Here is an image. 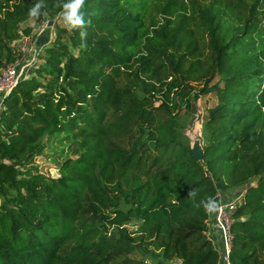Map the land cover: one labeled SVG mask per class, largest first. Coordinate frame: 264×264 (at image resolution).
<instances>
[{
    "label": "trees",
    "instance_id": "16d2710c",
    "mask_svg": "<svg viewBox=\"0 0 264 264\" xmlns=\"http://www.w3.org/2000/svg\"><path fill=\"white\" fill-rule=\"evenodd\" d=\"M25 1L0 0V68L15 60ZM42 2L40 18L62 19L66 0ZM84 10L87 48L58 27L3 100L0 264H218L202 202L235 189L231 263L264 264V0H85ZM194 73L198 93L218 98L201 162L178 133ZM215 76L222 88L208 87ZM48 142L64 160L56 178L33 165Z\"/></svg>",
    "mask_w": 264,
    "mask_h": 264
},
{
    "label": "rangeland",
    "instance_id": "374dc122",
    "mask_svg": "<svg viewBox=\"0 0 264 264\" xmlns=\"http://www.w3.org/2000/svg\"><path fill=\"white\" fill-rule=\"evenodd\" d=\"M37 2V0H26L25 4L31 9V7ZM154 20L156 22L157 18L150 16L147 18V26H151V22ZM64 23L61 18H49V17H39L38 19H33L32 17L26 18L20 24L19 35L20 37L14 40L11 43V46L14 48L15 60L20 62V67H24L29 60L36 58V67L43 63V60L40 58L43 49L49 44L50 41L55 36L56 29L58 27H63ZM28 29L29 33H24L23 30ZM195 27L192 28L194 30ZM194 35L197 38L202 37L201 33L194 30ZM26 40L27 47L24 54H19L17 47L20 45V42ZM207 41L202 39L198 42V51L200 52L201 61L208 60V64L211 65L212 59L210 58L209 49L207 48ZM38 57V58H37ZM28 65V64H27ZM33 68V67H32ZM25 68H23L24 70ZM30 69V68H28ZM29 74L27 77L33 75V70H28ZM203 72V69L200 73ZM189 79V85L192 88L191 94L187 97L185 104L177 113V119L179 121L178 133L188 141L192 147L195 144H201V132L202 125L207 119L208 111L217 105L218 98L215 91L207 93H198L199 90L203 87L204 80H201L198 73L191 74ZM26 77V75H25ZM215 84H218L220 88L223 87V83H219V77L215 76L208 87H212ZM178 99V98H177ZM65 151V150H64ZM61 155V147L56 146L52 142H48L44 153L40 156L34 158L33 165L37 167L38 171L46 176L56 178L58 176L59 166L62 164L63 157ZM64 156V152H63ZM74 158L70 156V158ZM223 197L226 199L225 202L240 199L241 202L244 191L242 189H235L223 194ZM240 205V204H239ZM239 207V206H238ZM150 264L152 261H150ZM155 264H174L173 261L163 262L162 260L155 261Z\"/></svg>",
    "mask_w": 264,
    "mask_h": 264
},
{
    "label": "built area",
    "instance_id": "2783aa9c",
    "mask_svg": "<svg viewBox=\"0 0 264 264\" xmlns=\"http://www.w3.org/2000/svg\"><path fill=\"white\" fill-rule=\"evenodd\" d=\"M26 47L27 41H21L20 45L17 47L19 54H24L26 52ZM27 64L24 67H20V62L14 60L0 68V113L3 107V100L12 92L21 80L27 78V74H29L28 70H33L36 67V58H32ZM23 68L25 69L23 70ZM220 194L221 193H217L214 199L220 201L223 207L221 211L214 214L212 224L213 228L218 231L220 238V246L218 250L219 264H232L230 260L233 243L232 225L235 222V214L240 204V199L238 198L225 202L221 199ZM208 220L209 218L205 222L206 228L204 232L207 239L209 236V233L207 232Z\"/></svg>",
    "mask_w": 264,
    "mask_h": 264
},
{
    "label": "clouds",
    "instance_id": "9594fccd",
    "mask_svg": "<svg viewBox=\"0 0 264 264\" xmlns=\"http://www.w3.org/2000/svg\"><path fill=\"white\" fill-rule=\"evenodd\" d=\"M85 0H66L62 5L61 17L65 27L69 31L78 32L81 40L80 47L87 48V28L91 25V19H87L86 16L90 15L84 10ZM45 7L42 0L37 2L31 7L28 15L33 19H38L42 13V9ZM190 196H195V190L189 192ZM205 211L208 214H215L221 211L223 205L220 201L209 197L206 201L202 202Z\"/></svg>",
    "mask_w": 264,
    "mask_h": 264
},
{
    "label": "crops",
    "instance_id": "0c3cea01",
    "mask_svg": "<svg viewBox=\"0 0 264 264\" xmlns=\"http://www.w3.org/2000/svg\"><path fill=\"white\" fill-rule=\"evenodd\" d=\"M221 195V199L222 200H226L222 194ZM213 216L214 214H209V220H208V225H207V232L209 233L208 239L211 241L212 245L214 246V248L218 251L219 250V246H220V238H219V233L218 231H216L213 228ZM219 264V262H218Z\"/></svg>",
    "mask_w": 264,
    "mask_h": 264
},
{
    "label": "water",
    "instance_id": "95a60500",
    "mask_svg": "<svg viewBox=\"0 0 264 264\" xmlns=\"http://www.w3.org/2000/svg\"><path fill=\"white\" fill-rule=\"evenodd\" d=\"M192 156L195 158L196 161H202V150L200 144L197 143L192 147Z\"/></svg>",
    "mask_w": 264,
    "mask_h": 264
}]
</instances>
